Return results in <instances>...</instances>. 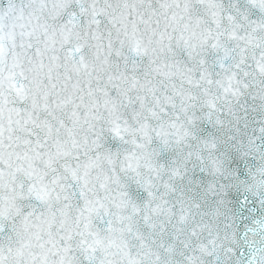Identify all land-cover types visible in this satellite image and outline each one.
Wrapping results in <instances>:
<instances>
[{
  "label": "snow or ice",
  "instance_id": "1",
  "mask_svg": "<svg viewBox=\"0 0 264 264\" xmlns=\"http://www.w3.org/2000/svg\"><path fill=\"white\" fill-rule=\"evenodd\" d=\"M0 264H264V0H0Z\"/></svg>",
  "mask_w": 264,
  "mask_h": 264
}]
</instances>
